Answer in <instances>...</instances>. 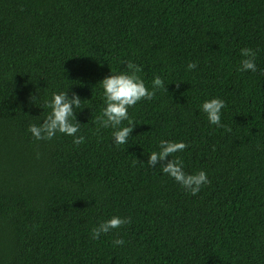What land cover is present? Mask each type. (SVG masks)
Here are the masks:
<instances>
[{
    "label": "trees",
    "instance_id": "16d2710c",
    "mask_svg": "<svg viewBox=\"0 0 264 264\" xmlns=\"http://www.w3.org/2000/svg\"><path fill=\"white\" fill-rule=\"evenodd\" d=\"M245 47L264 69V0H0V264H264V75L238 70ZM130 62L166 91L128 108L117 147L99 80ZM67 87L84 141L36 140ZM213 96L223 127L199 108ZM160 139L206 172L195 195L160 171L168 158L147 165ZM112 215L129 222L93 240Z\"/></svg>",
    "mask_w": 264,
    "mask_h": 264
},
{
    "label": "clouds",
    "instance_id": "9594fccd",
    "mask_svg": "<svg viewBox=\"0 0 264 264\" xmlns=\"http://www.w3.org/2000/svg\"><path fill=\"white\" fill-rule=\"evenodd\" d=\"M242 59L239 64V71L260 73L264 75V69L257 67V54L251 48H242L240 50ZM195 62L189 61L185 66V71L194 69ZM128 71L110 72L101 80L103 107L100 115L97 116L99 125L103 128H111V142L114 146L126 145L129 133L132 130L128 108L135 105L138 101L150 100L157 90H165V83L159 75H155L151 80V88L146 87L144 80L137 74L139 67L129 63ZM68 87L65 90L53 91L50 98L45 101L50 109L42 120V123L30 124L28 131L36 140H50L57 133L72 136L74 144H80L84 141V136L79 134V122L75 120L73 105H80L79 96L73 92L71 99L67 96ZM166 91V90H165ZM225 107V101L213 96L204 99L200 105V111L205 115L210 125L223 127L221 123V110ZM129 121L128 124H122V121ZM187 147L182 140L173 141L170 139H160L156 148L147 155V165L153 167L158 160L167 162L159 165L160 171L172 178L181 188L191 195H195L200 188L209 183L206 172L203 169L192 173L185 172L183 161L171 154L182 151ZM129 219L118 215H112L107 219L98 222L90 230L93 240L98 239L102 233H108L121 225L127 224ZM123 239H113L114 245H122Z\"/></svg>",
    "mask_w": 264,
    "mask_h": 264
}]
</instances>
